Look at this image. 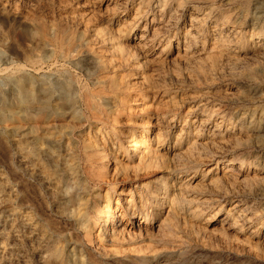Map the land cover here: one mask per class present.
Wrapping results in <instances>:
<instances>
[{
  "label": "rangeland",
  "instance_id": "1",
  "mask_svg": "<svg viewBox=\"0 0 264 264\" xmlns=\"http://www.w3.org/2000/svg\"><path fill=\"white\" fill-rule=\"evenodd\" d=\"M72 1L0 0V93L3 96L0 107L9 116L15 112L23 131L34 127L39 135L29 144L21 132L12 133V127L0 124V214L12 210L19 218L29 211L37 222L50 223L48 233L59 232V255L50 258L49 245L41 251L30 248L22 226L18 229L23 237L15 243L9 237L10 229L3 232L0 223V264H264V56L259 54L258 47L264 39V10L259 7L263 0H170L167 5L162 0H145L138 18L135 15L140 0H122L126 7L130 6L123 17L108 10L110 0H94L89 6L91 10L79 12L82 15H77L78 1ZM175 3H181L182 7ZM210 9L213 16L193 31V38L188 34L185 39L191 14L202 17ZM222 26L225 29L221 30ZM253 30L259 36L249 41ZM228 33L234 36L230 39L225 36ZM223 34L229 39L226 43L229 48L213 38ZM58 37L62 40L61 47ZM152 37L153 44L143 45ZM106 38L112 40L104 43ZM130 51L134 54L130 55ZM107 55L122 64H118L114 74L102 67ZM226 56H239L236 58L242 62L235 67L226 61ZM217 66L224 72L216 74L220 78L214 73ZM229 67L235 70L232 75ZM101 69L106 77L126 79L129 91L147 89L151 98L155 96L150 107L156 112L143 126L147 132L145 138L148 137L146 148L151 150L156 164L136 183L125 182L122 188L128 191L130 186H142L150 180L154 192H158V198H153L154 194L149 197L139 187L138 193L134 190L136 195L129 205L144 212L140 196L143 201L150 198L151 203H144L149 218L143 225L149 226V236L144 234L146 239L132 241L127 238L123 246L111 245L102 226L100 238L104 245H110L108 255L95 245L82 247L73 242L76 226L69 197L52 194L37 182L27 168L20 166L13 149L14 143L26 145L31 155L44 159V152H40L42 133L57 126V116L73 122L76 115H89L80 92L95 94L92 101L98 110L114 114L120 96L116 98L112 92L96 95L104 86L98 79ZM13 77H18L26 90L28 79L34 84L28 103H15L18 86ZM43 85L51 86L52 90L48 112L39 106V88ZM137 124L126 115L115 121L121 132L134 131L133 139L144 132ZM123 147L125 150L118 156L128 162V157L136 155L132 156L133 149H128L127 144ZM63 153L53 150L50 161L44 160L43 166L58 189L64 191L67 184H62L63 176L71 171L70 164L62 159ZM215 165L219 169L209 172ZM223 165L226 169H222ZM112 173L102 186H94L88 197L91 203L96 201L100 206L109 202L114 210L117 194L112 192L116 182ZM57 206H62L66 214L54 212ZM134 218L127 217L135 227L142 220ZM81 237L84 239L85 234ZM13 245L21 248L22 255L4 252V248Z\"/></svg>",
  "mask_w": 264,
  "mask_h": 264
},
{
  "label": "bare ground",
  "instance_id": "2",
  "mask_svg": "<svg viewBox=\"0 0 264 264\" xmlns=\"http://www.w3.org/2000/svg\"><path fill=\"white\" fill-rule=\"evenodd\" d=\"M73 1H78V5L76 7L77 9V15H82L79 12H82L83 14L85 13V11L83 10H91L92 8H90L89 6L94 3V0H73ZM72 1V2H73ZM122 0H110V2L108 3V5L106 6L108 8L109 11H114L117 12L116 14L118 15H122L126 16L127 13L129 12V7H126V5H124L126 2H121ZM126 1V0H125ZM170 0H162L164 5H167L169 3ZM191 1V0H190ZM31 2V1H30ZM58 2V1H57ZM65 2V1H64ZM179 2V1H178ZM202 2V1H201ZM261 2V1H260ZM200 3V2H199ZM28 4V3H27ZM61 4V3H60ZM127 4V3H126ZM143 4H145V0H140V2L138 3V8H136V15L137 16L140 13V7L143 6ZM176 4V3H175ZM181 3H178V5ZM19 5V4H18ZM59 5V4H58ZM177 5V4H176ZM177 5V6H178ZM30 7V6H29ZM137 7V6H136ZM182 7V6H181ZM203 7V6H202ZM260 9L264 10V0L261 2V5H259ZM86 8V9H85ZM105 11V10H104ZM204 11V10H203ZM261 11V10H260ZM138 12V13H137ZM161 12V11H160ZM207 12V11H206ZM214 12V11H213ZM88 13V12H87ZM216 13V12H215ZM94 14V13H93ZM97 14V13H96ZM205 14V12H204ZM64 16V14H62ZM66 15V14H65ZM76 15V16H77ZM91 15V14H90ZM89 15V16H90ZM264 15V14H263ZM94 16V15H93ZM140 16V15H138ZM137 16V18H138ZM213 16V13L210 9L209 12H207L204 16L199 17L198 14H191L190 19H189V25L186 28L185 31V39L187 37V35L189 34L191 38L194 37V30L196 28H199L200 25L204 24L207 19H210ZM30 17V16H29ZM62 17V16H60ZM71 17H73L71 15ZM79 17V16H78ZM95 17V16H94ZM65 18V17H63ZM93 18V17H92ZM119 18V17H118ZM223 18V17H222ZM262 18V17H261ZM85 19V17H84ZM100 19V18H99ZM134 19V18H133ZM162 19V18H161ZM32 20V19H31ZM83 20V19H81ZM95 20V19H94ZM79 21V20H78ZM35 22V21H34ZM89 22V21H87ZM91 22V21H90ZM156 22V21H155ZM164 22V21H163ZM36 23V22H35ZM34 23V24H35ZM80 23V22H79ZM33 24V23H32ZM41 24V23H38ZM87 24V23H86ZM163 24V23H162ZM57 25V24H56ZM225 25V24H222ZM42 26V25H41ZM110 26V25H109ZM165 26V25H163ZM217 25H214V27H216ZM57 27V26H56ZM59 27V26H58ZM62 27V26H61ZM81 27V26H80ZM86 27V26H84ZM83 27V28H84ZM63 28V27H62ZM106 29V28H105ZM104 29V30H105ZM117 29V28H116ZM156 29V28H155ZM201 29V28H200ZM221 30L225 29V26H222L220 28ZM63 30V29H60ZM92 30V29H88ZM215 30V29H214ZM93 31V30H92ZM95 31V30H94ZM239 31V30H238ZM45 32V31H44ZM65 32V31H64ZM116 32V31H115ZM184 32V31H183ZM46 33V32H45ZM98 33V32H97ZM117 33V32H116ZM223 33V32H220ZM219 33V34H220ZM234 33V32H233ZM60 35V32L58 33ZM164 34V32H163ZM177 34V33H176ZM142 35V34H141ZM145 35V34H144ZM143 35V36H144ZM157 35V34H156ZM162 35V34H161ZM188 35V36H189ZM218 35V34H217ZM221 35V34H220ZM213 36L214 40H217L216 42L220 45H224L226 47H228L226 45V43L229 42V39H226V37L230 38L234 35L232 34H224L222 36ZM236 35V34H235ZM62 36V35H61ZM105 36V35H104ZM259 36L258 31H254L252 33L249 34V41H252L253 39H257V37ZM44 37V36H43ZM63 37V36H62ZM106 37V36H105ZM155 37V36H154ZM154 37H152L149 40H146L145 43L143 45H148L152 40H154ZM164 37V36H163ZM240 37V36H239ZM1 38V37H0ZM143 38V37H142ZM141 38V39H142ZM58 39H60L58 37ZM109 40H112L111 38H108ZM107 38L104 39V43L106 40H108ZM156 39V38H155ZM183 39V38H182ZM184 39V40H185ZM201 39V38H200ZM231 39V38H230ZM61 40V39H60ZM59 40V41H60ZM73 40V38H72ZM108 40V41H109ZM167 40V39H166ZM56 41V40H55ZM54 41V42H55ZM96 41V40H95ZM101 41V40H100ZM228 41V42H227ZM247 41V40H246ZM127 42V41H126ZM213 42V41H212ZM62 43V40L60 42V44L58 46H60ZM101 43V42H100ZM187 43V42H186ZM257 43V42H256ZM43 44V43H42ZM55 44H57L55 42ZM68 44V43H67ZM76 44V43H75ZM150 44V45H151ZM72 45V44H71ZM74 45V44H73ZM127 45V44H126ZM55 46V45H54ZM103 46V44H102ZM133 46V45H132ZM131 46V47H132ZM153 46V45H152ZM230 46V45H229ZM250 46V45H249ZM61 47V46H60ZM68 47V46H67ZM73 47V46H72ZM112 49L115 47L113 42H112V46H110ZM192 47V46H191ZM231 47V46H230ZM246 47V46H245ZM258 47H259V54L261 53L262 56H264V39L263 41L259 44L258 43ZM66 48V47H65ZM138 48V47H137ZM194 48V47H193ZM222 48V47H221ZM229 48V47H228ZM257 48V47H256ZM69 49V47H68ZM140 49V48H139ZM142 49V48H141ZM227 49V48H226ZM135 50V49H134ZM138 50V49H137ZM182 50V49H181ZM230 50V49H229ZM227 50V51H229ZM57 51V50H56ZM61 51V50H60ZM67 51V49H66ZM118 51V50H117ZM121 52H124V48L120 49ZM204 51V50H203ZM226 51V50H225ZM109 52V51H108ZM107 52V53H108ZM230 52V51H229ZM62 53V52H61ZM66 53V52H65ZM178 53V52H177ZM63 54H64V50H63ZM62 54V55H63ZM110 54V52H109ZM108 54V55H109ZM119 54V53H118ZM130 55L134 54V53H129ZM145 54V53H144ZM230 54V53H229ZM258 54V55H259ZM260 54V55H261ZM106 56L105 61L103 62V66L104 68H106L109 71L113 72L112 74L116 73L115 70L118 67V64H121V62H118V60H115L116 58L113 56L109 57ZM146 55V54H145ZM120 56V55H119ZM123 56V55H121ZM126 56V55H125ZM129 56V55H128ZM127 56V57H128ZM232 56V55H231ZM229 57L226 56V61L231 65L233 64L236 67V64H239L240 62H238V59L236 57L239 58V56H233V57ZM54 57V56H53ZM69 57V56H68ZM124 57V56H123ZM132 57V56H131ZM228 57V58H227ZM247 57V56H246ZM58 58V57H57ZM102 58V57H101ZM100 58V59H101ZM119 59L122 57H118ZM126 58V57H125ZM124 58V59H125ZM130 59V57H128ZM133 58V57H132ZM131 58V59H132ZM206 58V57H205ZM52 59V58H51ZM150 59V58H149ZM102 60V59H101ZM128 60V59H126ZM145 60V59H143ZM151 60V59H150ZM161 61V59H159ZM180 60V59H179ZM211 60V59H210ZM215 60V59H214ZM241 60V59H240ZM130 61V60H129ZM157 61V60H156ZM155 61V62H156ZM187 61V60H186ZM223 61V60H222ZM221 61V62H222ZM225 61V60H224ZM225 61V63H226ZM55 62V61H54ZM57 62V61H56ZM140 61H138L139 63ZM263 62V61H262ZM46 62H44L45 64ZM124 63V62H122ZM159 63V62H158ZM226 63L228 66L229 64ZM251 63V62H250ZM54 64V63H53ZM224 63H222L223 65ZM242 64V63H241ZM46 65V64H45ZM55 65V64H54ZM122 65V64H121ZM130 65V64H129ZM144 65V63H143ZM150 65V64H149ZM214 65V64H213ZM222 65L220 66L221 68ZM226 65V66H227ZM231 66L234 67V66ZM240 65V64H239ZM22 66V65H21ZM125 66H127L125 64ZM216 67V65H214ZM50 67V66H49ZM48 67V68H49ZM135 68V67H134ZM230 68V67H229ZM229 69L230 71L233 69ZM9 69V68H8ZM73 69V68H72ZM119 69V68H118ZM136 69V68H135ZM134 69V70H135ZM258 69V68H257ZM254 69V70H257ZM264 69V68H262ZM214 73L215 76L216 74H220L222 71V69H220L218 66L217 68H215ZM226 71V69H223ZM252 70V71H254ZM261 70V69H260ZM228 71V70H227ZM229 71V72H230ZM104 72L103 69H101V76L98 78L100 80V82L104 83V86L101 87V89L99 90V92L96 95H101L103 92H112L115 97L117 98L119 97V101L117 103L118 109L116 110V112L114 114H110L108 112H104V111H99L97 108V105L94 104V102L92 101L93 96L95 97V94H93L92 96L90 94H86L84 92H80L79 97L82 98L81 101H83L86 105V108L88 109L89 115H76L75 121L73 122H69L67 119L65 118H59V116L56 117V121H57V126L55 128H51V129H47L46 131H44V133H42V138L44 139L41 140L43 141V147L41 148L40 152H44L45 158L44 159H39L38 157H34L33 155H31L30 149L19 143H14L13 144V149L16 153V155L18 156V161L20 166H24L25 168H27L28 173L34 177L37 182H39L41 185L45 186L46 188H48L52 193V194H56L58 196H60L61 198L63 196H68L69 197V202L71 204V206L74 207L73 209V215H72V220L74 222V227H75V235H76V239H72L74 243L79 244L82 247H85L87 245H95L97 247H99V249L102 250L103 254L108 255L109 252L111 250H109V246L110 245H104V241L100 238V234L102 233V226L106 228V233L109 236V240L108 243L111 245H115V244H119L122 245L125 239H129V240H133L135 238H140V239H146L143 238L144 234L149 236L147 234L148 232V227L146 226L144 227L143 225L147 224L148 221L147 219L149 218L146 214L148 213L147 210V205L150 202V198H145L144 201L142 200L141 196H140V207H144V212H139L138 211V207L137 208H133L131 206H129L132 203V200H134L135 198V193L134 190L137 192L138 188L141 187L140 189H143V193H146L145 195H149V197H151L150 195H155L153 196V198H158L157 197V193L158 192H154V188H153V184H151L149 181L144 182V184L142 186H138L135 184L133 185L134 188H132V186H130L129 190L126 191L123 188V185L125 186L126 183H136L144 174L147 173V171H149V169L152 167L153 164H156L154 162V156L151 152L150 149H147V138H145L147 135H145L144 133H147L145 131V127L143 129V126L145 124L148 123V118H152L154 115L156 114V112L152 111L150 105H152V103L150 104V101L152 98L154 97H150L149 95V91L143 90V91H129V82L126 81V79H119L117 77H111V76H104ZM109 72V73H111ZM140 72V71H139ZM229 72H228V76H229ZM231 71V75H232ZM16 73V72H15ZM118 73V72H117ZM224 73V72H223ZM251 73V72H250ZM139 74V73H138ZM137 74V75H138ZM234 74V73H233ZM136 75V74H135ZM224 75V74H223ZM230 75V76H231ZM236 75V74H235ZM143 76V75H142ZM222 76V75H220ZM226 76V75H225ZM223 76V77H225ZM234 76V75H233ZM62 77V76H60ZM71 77V76H70ZM96 77V76H95ZM211 77V76H210ZM217 77V76H216ZM77 78V77H76ZM107 78V79H106ZM217 78H220L219 76ZM97 79V80H98ZM10 80V79H9ZM12 80L14 81V83L18 86V89H16L18 91V95L17 97H15V103H28L29 102V94L31 91L34 90L35 86L32 83V81L30 79L27 80V86L29 87V89H24V86L20 83V79L18 77H13ZM61 80V79H60ZM99 80L96 82V84H98ZM144 80V79H142ZM155 80V79H154ZM54 81V80H53ZM57 81V80H56ZM145 81V80H144ZM143 81V82H144ZM148 81V80H147ZM151 81V80H150ZM51 82V81H50ZM58 82V85H60V82ZM57 82H54V85L57 84ZM75 82V81H74ZM152 82V81H151ZM154 82V81H153ZM194 82V81H193ZM109 84L106 87V84ZM138 84V83H137ZM56 85V87L58 86ZM140 85V83H139ZM148 85V84H147ZM60 87V86H59ZM99 87V86H98ZM231 88V87H230ZM74 89V88H73ZM149 89V88H148ZM151 89V87H150ZM153 89V88H152ZM41 93V97H40V102H39V106L41 109H43L44 111H49V105H50V101L52 98V90H51V86H46L43 85L41 86V88H39ZM71 91V89H70ZM92 91V90H90ZM239 91V90H238ZM14 92V91H13ZM16 92V91H15ZM235 93V92H234ZM242 93V92H241ZM10 97H11V93ZM15 94V93H14ZM68 94V93H67ZM218 94V93H217ZM203 95V94H202ZM201 95V96H202ZM209 95V94H208ZM215 95V94H214ZM231 95V94H230ZM123 96V98L121 97ZM221 96V95H219ZM223 96V95H222ZM9 98V96H8ZM97 98V97H96ZM225 98V97H224ZM189 99V98H188ZM193 99V98H192ZM0 102H3V96L0 93ZM159 104V103H158ZM1 105V104H0ZM157 105V104H156ZM159 106V105H158ZM56 107V106H55ZM195 107V106H194ZM205 107V106H204ZM114 108V107H113ZM156 108V107H155ZM211 108V107H210ZM125 110L127 111L126 114L123 113V111L121 112V110ZM216 109V108H215ZM155 110V109H154ZM194 110V109H193ZM218 110V109H217ZM18 111V110H17ZM16 111V113H17ZM220 111V110H219ZM56 112V111H55ZM261 112V111H260ZM15 113V112H14ZM13 113V116H9L6 114V110L3 107H0V124L4 125V126H10L12 127V133H16V132H21V134L23 136H25L26 142H28L29 144H32L34 142V139L37 138L39 135L35 134V128L31 127V128H27L26 130H22V126L20 124V121L17 117L16 114ZM112 113V112H111ZM124 115H126L129 119H131L132 121L135 120L136 123H138L136 126L141 128L144 132L139 134V138L133 139L134 131L132 132H126L123 131L121 132V130L118 129V127L115 126V121L117 120V118H121ZM205 115V114H204ZM222 117V116H221ZM240 117V116H239ZM158 118V117H157ZM74 120V119H73ZM160 120V119H159ZM139 121V122H137ZM195 121V120H194ZM202 121V120H201ZM246 121V120H245ZM120 122V120H119ZM121 123V122H120ZM186 123V122H185ZM85 124H89L87 128H83L85 127ZM196 124V123H195ZM226 125V124H225ZM205 127V126H204ZM254 127V126H253ZM129 128V127H128ZM150 129V128H149ZM232 129V128H231ZM140 130V129H139ZM159 130V129H158ZM243 130V129H242ZM161 131V130H160ZM76 132H78L77 136H76ZM137 132V131H136ZM157 132V131H156ZM158 136V135H157ZM162 136V135H161ZM238 136V135H237ZM157 138V137H156ZM224 138V137H223ZM235 138V137H234ZM158 139V138H157ZM222 140V139H221ZM224 140V139H223ZM38 141V140H37ZM157 141V140H156ZM149 142V141H148ZM204 143V142H203ZM222 143V142H221ZM220 143V144H221ZM127 144L128 149H133V155L135 156L134 158H129L128 160L125 158L126 161L120 160L119 152L125 150L124 149V145ZM226 144V143H225ZM117 145V147H116ZM41 147V146H40ZM148 147V146H147ZM194 147V146H193ZM52 148V151H51ZM191 149V148H190ZM53 150L58 151V152H64L62 154V159L66 160V163L70 164V168L69 171H71L69 173V175L64 174L63 176V182L62 184H67L66 189L63 190H59L57 187V183L54 181V178L47 173V170H45L43 164H44V160H48L50 161V156H51V152H53ZM70 151V152H69ZM153 151V150H152ZM190 151V150H189ZM217 151V150H216ZM58 154V153H57ZM128 156V155H127ZM166 157V156H165ZM123 159V158H122ZM51 163V162H50ZM165 163V162H164ZM229 165V164H228ZM227 165V167H228ZM19 166V167H20ZM156 167V166H155ZM154 167V168H155ZM22 169V168H21ZM56 169V168H55ZM157 169V168H156ZM180 169V168H179ZM214 169H219V166L215 165V167L210 168L209 172H212ZM222 169H226V166L223 165ZM25 170V169H24ZM230 170V168H229ZM113 171V173H112ZM68 172V171H67ZM110 173L115 175V183H114V188L112 190V192L116 195V209H111L110 208V203L106 202L105 204H101V206L99 205V203H97L96 201H92L91 203V198L88 197V193L89 191H91V189L94 186H102L104 179L107 177V175H109ZM212 174V173H211ZM112 176V175H111ZM149 176V175H148ZM227 177V176H225ZM230 177V176H229ZM233 177V176H232ZM3 178V177H2ZM110 178V177H109ZM150 178V177H149ZM119 179H121V182ZM155 179V178H154ZM192 179L191 177H189V180ZM212 179V178H211ZM3 179H1L2 181ZM114 180V179H113ZM147 180V179H146ZM161 180V179H160ZM57 181V180H56ZM159 181V180H158ZM229 181V180H228ZM59 182V181H58ZM126 182V183H125ZM39 184V185H40ZM235 184V183H234ZM233 184V185H234ZM151 185V186H150ZM231 185V184H230ZM232 185V186H233ZM248 185V184H247ZM44 187V188H45ZM68 187L71 188V190H68ZM188 187V186H187ZM238 189V188H237ZM97 190V189H96ZM157 191V190H156ZM140 192V191H139ZM217 192V191H216ZM220 192V191H219ZM138 193V192H137ZM149 193V194H148ZM49 194V193H48ZM160 194V193H159ZM139 195V194H138ZM161 195V194H160ZM143 196V195H142ZM162 196V195H161ZM165 196V194H164ZM128 197L130 199H128ZM146 197V196H145ZM15 198V197H14ZM66 198V197H65ZM98 198V197H97ZM164 198V197H163ZM56 200V199H55ZM165 200V199H164ZM58 201V200H57ZM157 201V200H155ZM1 202V201H0ZM4 202V201H3ZM2 202V203H3ZM126 202V205L124 204ZM136 202V201H135ZM147 203V205L145 206L144 203ZM160 202H162L160 200ZM164 202V201H163ZM181 202V201H180ZM151 203V202H150ZM159 203V202H158ZM5 204V203H4ZM160 204V203H159ZM56 205V203H55ZM1 203H0V207H1ZM152 206V205H151ZM159 206V205H157ZM162 206V205H161ZM160 206V207H161ZM55 207V206H54ZM53 208V207H52ZM155 209V208H154ZM159 209V208H158ZM230 209V208H229ZM51 210V209H50ZM4 211V210H3ZM29 212V211H28ZM26 213L24 215H21L19 218H17V215L15 214L14 211L12 210H8L6 212H3L2 214H0V223H2V229L3 232L5 229H10V233H9V237L15 242H19L21 240V238L23 236H21L20 232H19V227H23L25 229V234H24V238L25 241L27 240L29 243V246L31 249L33 250H43V248L47 247V245H49L51 247V251L49 254V257H55L59 255V232L57 230H53V232H49L47 231V225L48 227H50V223H48L47 225L44 223H40L39 221L37 222L33 215H31L30 213ZM54 212L56 213H60L63 214L64 213V208L62 206H57L56 210H54ZM40 213V212H39ZM55 214V213H54ZM66 213H64L65 215ZM57 215V214H56ZM133 216L135 218H139L142 221H137L136 222V226L134 227V222H129V220L127 219L128 216ZM45 216V215H44ZM38 218V217H37ZM134 218V219H135ZM133 219V221H134ZM170 219V218H169ZM168 219V220H169ZM168 222V221H167ZM169 223V222H168ZM160 224V223H159ZM230 224V223H229ZM229 226V225H228ZM229 228V227H228ZM158 229V228H157ZM21 230V229H20ZM63 230V229H62ZM84 233L85 237L84 239L81 237V234ZM149 233V232H148ZM106 234V235H107ZM166 235V234H165ZM3 236V233H2ZM84 236V235H83ZM104 236V235H103ZM151 236V235H150ZM107 237V236H106ZM153 237V235H152ZM165 237V236H164ZM9 238V239H10ZM137 239V240H138ZM105 240H107L105 238ZM24 241V240H23ZM24 241V242H25ZM26 241V242H27ZM64 241V240H63ZM145 241V240H144ZM143 241V242H144ZM148 241V240H147ZM152 242V240H150ZM23 242V243H24ZM106 242V241H105ZM129 242V241H128ZM146 242V241H145ZM22 243V244H23ZM127 243V242H126ZM142 243V242H141ZM11 244V243H10ZM9 244V245H10ZM14 244V243H13ZM19 244V243H18ZM26 244V243H25ZM73 244V243H72ZM133 244V243H132ZM135 244V243H134ZM144 244V243H142ZM238 244V243H237ZM251 244V243H250ZM20 245V244H19ZM24 245V244H23ZM27 245V244H26ZM245 245V244H243ZM77 246V245H76ZM123 246V245H122ZM28 247V246H27ZM136 247V246H135ZM244 247V246H243ZM3 248V247H2ZM23 248V247H22ZM25 248V247H24ZM23 248V249H24ZM122 248V247H120ZM129 250L130 248L127 247ZM137 248V247H136ZM26 249V248H25ZM29 249V248H27ZM139 249V248H137ZM144 249V247L142 248ZM146 249V248H145ZM245 249V247H244ZM264 249V248H263ZM120 250V249H119ZM147 250V249H146ZM28 251V250H26ZM122 251V250H121ZM127 251V250H126ZM131 251V250H130ZM144 251V250H142ZM252 251V250H251ZM4 252L7 253H11L12 255L15 254L19 257V255H22V250L19 246H8L6 248H4ZM43 252V251H42ZM45 252V251H44ZM133 253H136L133 251ZM141 252V251H139ZM151 252V251H150ZM149 252V253H150ZM33 253V252H32ZM88 253V252H87ZM119 253V252H118ZM117 253V254H118ZM144 253V252H143ZM148 253V251H147ZM26 254V253H25ZM97 254V253H96ZM130 254V253H129ZM10 255V254H9ZM119 255V254H118ZM121 255V254H120ZM119 255V256H120ZM135 255V254H133ZM137 255V254H136ZM15 257V256H14ZM136 257V256H135ZM85 260H88L86 255L84 256ZM138 258V257H137ZM264 258V257H263ZM122 259V258H121ZM127 259V258H126ZM41 260V259H40ZM117 260V259H116ZM5 261V260H4ZM123 262V260H121ZM127 261V260H126ZM124 260L123 263L126 262ZM132 263V262H131ZM130 263V264H131ZM39 264V262H38Z\"/></svg>",
  "mask_w": 264,
  "mask_h": 264
}]
</instances>
